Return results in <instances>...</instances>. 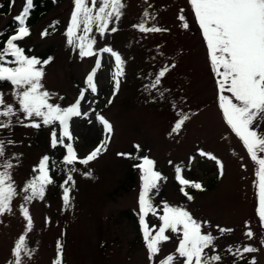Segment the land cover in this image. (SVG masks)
<instances>
[{
  "label": "rangeland",
  "instance_id": "1",
  "mask_svg": "<svg viewBox=\"0 0 264 264\" xmlns=\"http://www.w3.org/2000/svg\"><path fill=\"white\" fill-rule=\"evenodd\" d=\"M51 1V9L30 28V35L17 43L22 48H32L29 56L51 57V62L43 68L41 83L52 94L51 103L68 107L86 88V76L94 68L97 57L81 58L78 49L68 44L65 33L73 0ZM122 2L120 20L109 25L118 29L115 33L101 37L93 30L94 48L110 47L124 61L119 90L113 97L115 60L110 54L100 52L101 67L95 77L98 94L89 91L82 101V111L88 112L86 118L74 117L70 121L73 147L78 157L84 158L105 139L103 126L96 120V114H101L113 126L106 150L88 165L76 162L67 166L62 163L64 147L53 148L50 143L54 128L59 133L58 125L39 129L23 127L14 117L11 128L0 129V140L14 142L6 144L4 159L13 165L9 172L16 189L12 211L0 215V264H10L13 260L11 251L20 235L26 236L31 250L30 257L22 255L23 264H54L58 241L62 245L61 264H159L166 255L174 254L177 234L166 232L170 240L162 243L161 252L153 261L148 260L141 230L136 231L125 216L130 211L138 220L141 180L139 170L133 165L140 161L118 153L147 156L155 162L154 169L166 179L159 182L154 205L161 208L162 202H167L183 207L197 221H207L202 231L216 237L214 244L216 253L223 258L221 264H234V255L227 252L229 247L235 253L237 247L246 244L259 250L244 254L237 264H247L253 257L256 264H264V246L260 243L264 228L256 214L258 197L253 187L256 166L223 119L216 78L189 0ZM1 3H7V8L0 7V32H5L9 22L21 13L24 0H14L12 6L11 0H0ZM181 9L187 29L178 19ZM145 12L149 14L145 27L166 31L142 33L133 27L141 23ZM45 30L48 34L42 37ZM165 66L170 70L160 85L147 88ZM0 93L6 103L18 108L11 84L0 88ZM110 98L112 103L108 104ZM178 113L189 119L178 133H172L180 118ZM20 118L23 119L22 114ZM259 123V130L264 131V121ZM135 145H140V151ZM200 151L222 161L223 175L215 161L200 156ZM44 156L49 157L48 174L53 182L45 186L43 199L25 204L23 189L39 175L34 169ZM192 157L195 159L189 163ZM177 165L185 179L202 185L203 190L185 189L193 197L191 201L180 191L181 185L175 178ZM70 167L76 171L71 172L73 181L65 185L70 188V206L65 207L61 185ZM87 172L91 176H86ZM22 205L29 210L30 230L20 211ZM147 221L149 227H159L156 216L149 215ZM246 223L255 233L252 240L244 235ZM217 225L232 232L221 235ZM206 251L212 254L211 249Z\"/></svg>",
  "mask_w": 264,
  "mask_h": 264
},
{
  "label": "snow or ice",
  "instance_id": "2",
  "mask_svg": "<svg viewBox=\"0 0 264 264\" xmlns=\"http://www.w3.org/2000/svg\"><path fill=\"white\" fill-rule=\"evenodd\" d=\"M195 19L198 22L203 40L206 44L207 55L211 71L216 78L218 106L223 119L231 131L242 142L248 156L254 163L255 181L258 197V216L261 228H264V131L260 129L261 121H264V0H189ZM14 4L11 0L10 6ZM34 7L33 0H25L22 12L15 17L17 28L0 47V82H8L12 86V96L18 108L6 103L3 93H0V129L11 128L13 118L23 127L39 129L41 126L50 127L58 125L59 133L51 132L50 143L53 148L63 146L65 155L62 163L72 166L76 162L88 165L98 158L106 150L110 134L113 131L111 123L101 114H96V120L103 126L105 139H103L84 158H79L73 147V136L70 131V121L74 117L88 116V112L82 111V101L90 91L92 95L98 94V85L95 77L101 67L99 53H108L115 60V71L112 73L114 97L120 87L119 78L123 76L124 61L118 52L110 47L95 49L96 40L93 30L103 37L106 33H115L116 27H109L110 23L118 22L122 16L124 4L122 0H73V10L66 30L68 44L78 49L81 58L96 56L95 66L86 76V88L82 89L75 102L68 107L51 103L52 94L44 90L41 83L44 76L43 68L51 62V58L41 60L35 56L25 55L24 48L17 43L30 35V29L25 21L30 10ZM178 19L187 29L188 24L182 14ZM145 12L141 23L134 25L142 33H158L166 31L159 27H145L148 18ZM47 30L41 33L44 37ZM172 68L175 67L173 64ZM169 67L165 66L155 76V79L146 87L155 89L160 85L162 78L166 76ZM229 93L230 95H225ZM163 93H161L162 95ZM112 99L108 100V104ZM94 111V109L92 110ZM21 114L23 119L20 118ZM179 119L171 129L172 133H178L189 117L179 114ZM27 121V123L25 122ZM67 141V142H66ZM13 141L0 140V215L11 212V201L16 195L12 176L9 170L13 167L5 157L6 144ZM140 151V145L134 146ZM127 159L139 160L133 165L140 172L141 186L138 193V222L148 254V260L153 261L161 252V245L170 240L166 232L177 234L178 245L174 254H168L159 260V264H221L222 256L216 253L214 241L216 237L211 232H203L202 228L208 225L207 221L200 222L183 207L171 206L162 202V207L157 208L153 203V197L158 194L159 182L166 178L154 169L155 162L147 156H133L131 153H118ZM200 156H206L214 160L218 166L220 175H223V163L217 157L203 151ZM195 158L189 160L191 163ZM49 157L44 156L34 171L38 172L34 179L27 182L23 191L25 204L34 199H43L45 186L53 181L49 172ZM171 164L172 162L169 161ZM75 167L68 168V176L64 181L63 202L64 206H70V188L66 187L73 181L71 172ZM182 168L175 166L176 180L181 185L180 191L191 201L193 197L185 191L186 186L197 190H203L199 182L190 181L182 176ZM91 176V172L85 173ZM27 228L30 230L32 220L29 210L22 205L20 208ZM162 211V214H159ZM156 216L159 227H149L147 217ZM244 232L248 240H252L255 233L246 223ZM221 235L232 232V229L217 225ZM154 233V234H153ZM264 246V239L260 241ZM211 249L212 254L207 252ZM259 249L250 244L237 247L235 253L229 247L227 252L234 255V264L244 257V254L257 252ZM62 245L57 242V259L54 264H61L60 256ZM13 260L10 264H23L22 255L31 256V250L26 244V236L20 235L11 251ZM247 264H256L255 258L247 261Z\"/></svg>",
  "mask_w": 264,
  "mask_h": 264
},
{
  "label": "trees",
  "instance_id": "3",
  "mask_svg": "<svg viewBox=\"0 0 264 264\" xmlns=\"http://www.w3.org/2000/svg\"><path fill=\"white\" fill-rule=\"evenodd\" d=\"M25 3V0H24ZM33 5L34 7L30 10L28 17L26 18L25 24L27 27H29V29L31 27H33L38 21L39 19L44 16L50 9H51V5H52V1L51 0H33ZM0 7L3 8H7V3H1ZM24 7V4H23ZM23 10V8H22ZM21 10V12H22ZM8 27L5 29V32H0V47H3L4 42L6 41V39L14 34V30L17 28V22L15 21V18L13 19V21L9 22V24L7 25ZM8 29L10 30V32L8 31ZM25 50V55H30V53L32 52V48H24ZM37 58L43 60H46L48 58H51L49 55L46 59H42L40 56H37ZM49 64V63H48ZM10 83L8 82H0V88L9 85ZM55 168V167H54ZM192 187L190 186H186L185 189H189V192L192 191L191 189ZM126 219L131 221V223L134 226V229L136 231L140 230V225L139 222L137 220L136 217L131 215L130 211H126L125 213Z\"/></svg>",
  "mask_w": 264,
  "mask_h": 264
}]
</instances>
